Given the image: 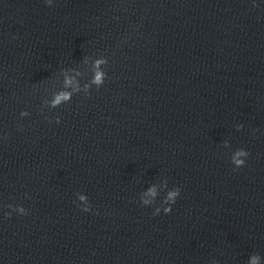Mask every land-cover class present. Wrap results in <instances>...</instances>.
<instances>
[{
  "label": "water",
  "instance_id": "1",
  "mask_svg": "<svg viewBox=\"0 0 264 264\" xmlns=\"http://www.w3.org/2000/svg\"><path fill=\"white\" fill-rule=\"evenodd\" d=\"M0 264H264V0H0Z\"/></svg>",
  "mask_w": 264,
  "mask_h": 264
},
{
  "label": "clouds",
  "instance_id": "2",
  "mask_svg": "<svg viewBox=\"0 0 264 264\" xmlns=\"http://www.w3.org/2000/svg\"><path fill=\"white\" fill-rule=\"evenodd\" d=\"M95 82L96 83H101L102 82V74H97V78H96V81ZM63 98L66 99L68 97L65 96ZM60 99H61V97H58L56 102L58 103ZM237 155H248V153L240 152V153H237ZM236 164L237 165H243L244 164V161L243 160H237L236 161ZM173 195H175V193ZM82 199H83V197H82ZM166 211H169V210H166Z\"/></svg>",
  "mask_w": 264,
  "mask_h": 264
}]
</instances>
